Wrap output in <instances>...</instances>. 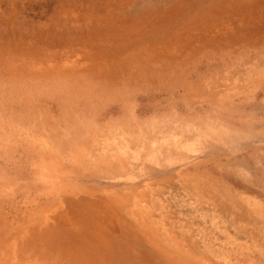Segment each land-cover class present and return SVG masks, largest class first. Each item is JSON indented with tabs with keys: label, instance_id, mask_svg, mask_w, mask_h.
I'll use <instances>...</instances> for the list:
<instances>
[{
	"label": "rangeland",
	"instance_id": "obj_1",
	"mask_svg": "<svg viewBox=\"0 0 264 264\" xmlns=\"http://www.w3.org/2000/svg\"><path fill=\"white\" fill-rule=\"evenodd\" d=\"M227 2L0 0V264H264V14Z\"/></svg>",
	"mask_w": 264,
	"mask_h": 264
},
{
	"label": "crops",
	"instance_id": "obj_2",
	"mask_svg": "<svg viewBox=\"0 0 264 264\" xmlns=\"http://www.w3.org/2000/svg\"><path fill=\"white\" fill-rule=\"evenodd\" d=\"M210 1H211V3H210L211 4V7L213 9V14H214V12L221 13V10L219 9V7L221 6L219 2L221 0H218V1L217 0H210ZM222 1L225 2V0H222ZM226 4L228 5V7H231V6H233V4H235L236 7L247 8V11L245 10V14H248V13L251 14L250 18H252V21L253 22H260L262 20L261 17H263V14H264V0H228V2ZM251 7H254L255 9L252 10ZM217 20L219 21V18H215L213 16L212 23L215 24ZM261 27H262V25H261ZM212 29H214V28H212ZM217 33H218V31L215 30V32H213L211 35L214 37ZM119 177L121 178V176H119ZM137 189L138 188H136L134 190L136 191ZM118 193L119 194H118L117 197L119 199L122 198V200H126L125 208H128V210L125 211V213L123 212L124 214H132V215H135V214H144L143 211H139V212L136 211V209H140V207L137 206L136 203L130 202L129 201V198L128 197H125L120 191ZM87 197L90 198V199L96 198L95 195H91L90 197L89 196H87ZM155 223H164V222L155 221ZM171 240L173 242L176 241V239L173 236H171Z\"/></svg>",
	"mask_w": 264,
	"mask_h": 264
},
{
	"label": "bare ground",
	"instance_id": "obj_3",
	"mask_svg": "<svg viewBox=\"0 0 264 264\" xmlns=\"http://www.w3.org/2000/svg\"><path fill=\"white\" fill-rule=\"evenodd\" d=\"M207 1H210V0H207ZM217 1H218V0H217ZM250 2H251V1H250ZM200 3H201V2H200ZM204 3H205V2H204ZM230 3H231V2H230ZM205 5H206V4H205ZM196 7H197V6H196ZM199 7H200V6H199ZM204 8H205V7H204ZM234 9H235V8H234ZM151 12H152V11H151ZM151 12H150V13H151ZM205 12H206V11H205ZM230 12H231V11H230ZM150 13H149V14H150ZM154 13H155V12H154ZM157 13H158V12H157ZM157 13H156V14H157ZM163 13H164V12H163ZM227 16H228V15H227ZM228 17H229V16H228ZM152 18H154V17H152ZM152 18H151V19H152ZM206 19H207V18H206ZM231 23H232V22H231ZM197 27H198V26H197ZM175 28H178V27H175ZM199 28H200V27H199ZM146 29H147V28H146ZM168 30H169V29H168ZM147 31H148V30H147ZM179 31H180V30H179ZM181 32H182V31H181ZM179 33H180V32H179ZM132 34L134 35V33H132ZM141 34H142V33H141ZM161 34H162V33H161ZM138 35H139V34H138ZM256 35H257V33H256ZM124 36H125V35H124ZM261 37H262V36H261ZM225 38H226V37H225ZM226 39H227V38H226ZM176 40H177V39H176ZM181 40H182V39H181ZM248 40H249V39H248ZM178 42H179V41H178ZM178 42H177V43H178ZM231 43H232V42H231ZM244 43H245V42H244ZM261 43H262V42H261ZM126 44H127V43H126ZM150 44H151V43H150ZM180 45H181V44H180ZM195 47H196V46H195ZM215 47H216V46H215ZM197 49H199V48H197ZM188 51H189V50H188ZM188 53H189V52H188ZM141 54H142V53H141ZM141 58H142V57H141ZM141 58H140V59H141ZM148 58H149V57H148ZM206 58H207V57H206ZM163 60H164V58H163ZM197 60H198V59H197ZM118 62H119V61H118ZM159 67H160V66H159ZM131 70H132V69H131ZM121 199H122V198H121ZM112 223H113V222H112ZM121 227H122V226H121ZM48 229H49V228H48ZM60 231H61V230H60ZM46 232H47V230H46ZM61 232H62V231H61ZM66 233H67V231L64 233V235H66ZM98 233H99V232H98ZM54 234H55V233H54ZM54 234H53V235H54ZM86 234H87V233H86ZM86 234H85V235H86ZM111 234H112V233H111ZM58 235H59V232H58ZM58 235H56V237H58ZM64 235H63V237H64ZM88 235H89V233H88ZM90 235H91V234H90ZM101 235H102V233H101ZM59 236H60V235H59ZM66 236H67V235H66ZM53 237H55V236H53ZM60 237L63 238L62 236H60ZM70 237H71V236H70ZM94 237H95V236H94ZM128 237H129V236H128ZM65 238H66V237H65ZM68 239H69V233H68ZM66 240H67V239H66ZM77 240H79V239H77ZM93 241H94V240H93ZM96 241H98V240H96ZM118 241H119V240H118ZM98 242H99V241H98ZM134 242H136V241H134ZM134 242H133V243H134ZM139 243H140V242H139ZM136 244H137V243H136ZM177 249H178V248H177ZM101 252H102V250H101ZM76 254H77V253H76ZM73 255H74V254H73ZM167 256H168V255H167ZM175 256H176V255H175ZM74 257H75V256H74ZM88 257H89V256H88ZM110 257H111V256H110ZM91 258H93V257H91ZM87 259H88V258H87ZM113 259H115V258H113ZM105 260H107V259L105 258ZM81 261H82V260H81ZM112 262H114V260H113ZM109 263H110V262H109Z\"/></svg>",
	"mask_w": 264,
	"mask_h": 264
}]
</instances>
